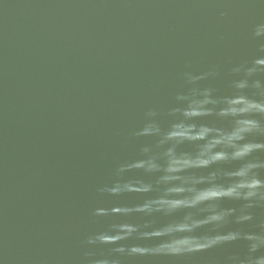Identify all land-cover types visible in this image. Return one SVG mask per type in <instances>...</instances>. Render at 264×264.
Instances as JSON below:
<instances>
[{
	"label": "water",
	"instance_id": "obj_1",
	"mask_svg": "<svg viewBox=\"0 0 264 264\" xmlns=\"http://www.w3.org/2000/svg\"><path fill=\"white\" fill-rule=\"evenodd\" d=\"M261 22L264 0H0V264H86L101 258L229 264V257L246 255L243 240L181 257L121 256L110 252L112 245L85 241L111 223L173 219L93 216L96 208L132 206L145 198L109 197L97 188L111 181L119 162L141 158L142 147L162 150L154 147L156 137L132 133L148 119L166 129L168 110L182 103L175 100L178 93L213 88L215 96L231 94L229 83L243 76L231 69L260 55L264 37L252 32ZM213 70L216 76L194 84L184 77ZM257 78L264 83V74ZM150 109L158 115L146 118ZM197 123L228 126L214 117ZM192 150L190 144L178 149ZM257 155L264 159V153ZM126 175L154 182L158 174ZM241 203L224 200L221 206L238 209ZM252 211L256 220L221 231H258L264 209Z\"/></svg>",
	"mask_w": 264,
	"mask_h": 264
},
{
	"label": "clouds",
	"instance_id": "obj_2",
	"mask_svg": "<svg viewBox=\"0 0 264 264\" xmlns=\"http://www.w3.org/2000/svg\"><path fill=\"white\" fill-rule=\"evenodd\" d=\"M252 35L264 37V22L254 27ZM257 52L260 55L251 61L231 69L234 74L243 73L242 78L229 83L231 94L215 96L213 88L178 93L175 100L182 103L168 110L172 119L166 129L158 121L148 119L142 129L132 133L136 137H156L154 147L162 150L153 152L149 146L142 147L141 158L119 162L111 181L97 188L98 193L109 197L136 193L145 198L132 206L96 208L93 216L159 214L173 219L159 225L154 219L138 224L111 223L106 230L88 236L86 244L112 245L110 252L121 256L181 257L243 240L247 243V254L229 257V264H264V255H255L264 249V217L255 224L258 231H221L232 223L256 220L252 210L264 209V159L257 155L264 153V83L253 79L264 74V42L258 45ZM217 74L213 70L201 76L185 73L184 77L187 83L194 84ZM145 115L151 118L158 113L150 109ZM209 117L228 121V126L197 123ZM184 144L193 145V150L178 151ZM233 163L238 166L224 167ZM203 169L213 170L200 174ZM130 172L158 175L154 182H146L141 176H127ZM224 200L242 203L238 209L225 208L221 206ZM128 240L157 242L122 243ZM86 264H121V261L101 258Z\"/></svg>",
	"mask_w": 264,
	"mask_h": 264
}]
</instances>
